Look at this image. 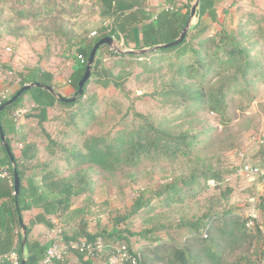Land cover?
I'll use <instances>...</instances> for the list:
<instances>
[{"label":"trees","instance_id":"1","mask_svg":"<svg viewBox=\"0 0 264 264\" xmlns=\"http://www.w3.org/2000/svg\"><path fill=\"white\" fill-rule=\"evenodd\" d=\"M83 1L63 0L60 3L57 0H17L9 10L15 13L18 21L44 18L54 21L60 14L78 21L85 17ZM86 1L94 13L98 10L101 25L107 21L110 24L92 37L87 35L92 27L85 28L83 22L79 23V27L84 28L82 32L76 30L75 26L68 32L65 31L68 26H64L63 30V26L57 29L68 37L67 43L76 55L74 59L77 63L68 78V88L59 89L52 73L40 67H27L19 74L18 87L8 92L7 98L0 104V107L3 106L26 85L40 83L45 86L24 91L12 105L0 112V123L14 157L12 160L0 134V171L6 168L10 174V178L0 177V255L15 252L19 264H40L52 242H41L34 235L35 227L41 224L53 230L56 228V219L68 226L78 220L73 233L64 230L65 244L80 243L95 247L97 242L103 240L105 245L102 252L94 250L92 254L86 249L70 250L60 264H68L67 259L71 254L78 257L79 264H110L111 257L123 246L127 248L130 259L122 264H133L132 258L135 264H262L258 260H263L264 256V221L256 218L252 220L232 209L222 212L210 210V213L197 218L182 219L177 226L185 232L180 240H164L159 236L165 228L161 224H149L138 233L129 228H119L144 210L153 212L155 200L161 199L168 206L185 202L189 195L195 193L199 179L220 182L226 170H194L189 175L176 176L150 196H147V192H141L128 214L116 218L112 229L103 228L97 233L88 230V223L82 217L84 208H74V199L91 190V180L82 170L86 166L115 173L124 168H138L147 161L173 163L181 159L190 160L201 147L206 132H196L182 125L174 126L167 116L157 118L136 112L116 132L90 136L81 146H67L54 138L45 124L51 120L59 121L65 126L61 134L67 138V129L82 134L81 125H89L96 118V100L94 96L88 95V86L93 76L105 81L113 74V69L105 68L103 64V56L109 51L108 45L98 49L83 94L78 95L73 102L65 99H71L78 93L91 54L103 38L112 37L126 46H132L131 51L134 52L113 54L118 59L116 63L129 61L143 64V58L150 57L153 62L144 65L153 70L157 59L167 61L172 55L179 61L175 71L181 82L172 81L170 89L162 90L161 95L168 98L165 101L168 104L172 102L174 110L183 107L187 115L205 106L223 116L229 108L231 95L248 94L253 88L255 77L264 75V37L253 39L256 33H251L249 39L253 41L247 50L238 42L243 32L234 38L223 27L219 40L210 36L211 26L205 19L209 17L213 23L218 22L216 0H200L197 24L189 30L182 43L164 48L161 46L176 42L183 34L191 17L189 5H178L170 0L169 4L153 12L148 0ZM0 2L6 3V0ZM256 46H262L261 56L252 54ZM146 49L150 51L140 55L135 53ZM189 55L195 56L194 60H188ZM0 67L4 73L5 69L10 68L7 64H0ZM212 74L213 79H220L217 85L207 82L208 76ZM182 78L189 82H183ZM46 87L53 88L54 93ZM26 98L30 99L34 107L25 117L37 119L41 131L33 137L29 131L17 133L14 130L12 137L10 129L18 125L15 113L22 108ZM56 108L60 111L51 117V111ZM39 141L46 143L44 150L52 157L49 162H40L42 149ZM18 144L22 145L21 149L17 148ZM60 161L65 163V170ZM15 168L21 180L18 194L15 193ZM69 169L76 170V173L65 175ZM232 193V188L227 187L223 198H229ZM259 200V208L264 213V197ZM33 210H39L40 213L35 217L30 216ZM21 221L27 227L26 234ZM135 236L146 242L136 250L131 242ZM4 264L12 263L6 261Z\"/></svg>","mask_w":264,"mask_h":264},{"label":"rangeland","instance_id":"2","mask_svg":"<svg viewBox=\"0 0 264 264\" xmlns=\"http://www.w3.org/2000/svg\"><path fill=\"white\" fill-rule=\"evenodd\" d=\"M17 0L0 2V64H7L10 68L5 73L0 67V89L12 92L20 83V72L27 67H40L54 75V81L59 89L65 87L70 74L76 66L75 53L67 43L68 37L58 31L64 26L66 32L79 27V23L85 24V28H91L87 35L93 36L110 22L101 25L98 10L94 13L89 7L88 1H83L84 16L78 21L71 20L63 15L56 17L54 21L40 19L33 21H18L13 11ZM45 1V0H44ZM170 0H148L149 8L155 12L158 8L169 4ZM178 5L185 4L191 7V12L197 0H173ZM62 3L63 0H57ZM216 8L219 14L218 22L213 23L209 17L206 22L211 26L210 36L220 39L222 28L225 27L234 37L240 33L238 42L247 50L251 48V42L255 38L264 37V0H216ZM198 22L197 14L192 17L190 29ZM103 26V27H102ZM189 29V30H190ZM256 33L252 41L249 35ZM109 46V51L103 56L105 68L113 69V74L108 80L92 77L88 86V95L96 100V118L89 125L82 124L83 133L71 132L67 129L68 137L61 134L65 126L56 120L45 124L46 129L54 138L65 145L81 146L85 140L93 135L116 132L124 126V123L134 117V113L152 115L163 118L168 117L174 126L182 125L185 128L194 129L196 132H206L202 137L199 150L190 160L181 159L173 163L160 161L157 163L144 162L138 168H124L115 173L102 171L99 168L86 166L83 172L91 180V190L74 199V208H84L82 217L88 223V230L97 233L103 228L112 229L118 216L128 214L134 201L141 192H147V196L156 191L160 186L167 184L176 176L189 175L194 170L199 172L212 169L213 171L226 170L222 181L199 179L195 185L194 194L189 195L185 202L172 206L164 204L161 199L153 201L155 210H144L132 217L126 224H121L120 229L129 228L132 232H141L149 224H161L165 228L159 233L164 240H180L184 231L177 226L182 219H191L213 212H222L232 209L237 214H243L249 218L256 216V220L263 222L264 213L259 208V199L264 197V75L256 76L252 90L248 94L231 95L229 108L221 116L215 114L205 106L195 110L192 115H187L184 108L173 109L172 102L167 103L168 98L161 95L162 90L170 89L172 81H180L175 69L179 61L169 55L167 61L157 59L155 69L145 66L151 64L150 57L143 58V64L124 62L116 63L117 57L113 54H121L132 50V46H126L122 41ZM262 46H256L252 54L261 56ZM259 52V53H258ZM137 55H140L136 51ZM175 55V54H174ZM187 57L194 60L195 56ZM178 57V56H177ZM129 64V65H128ZM153 65V64H152ZM153 68V67H152ZM209 75L207 82L217 85L220 79ZM212 79V80H211ZM183 82H189L182 78ZM181 82V81H180ZM119 85V86H118ZM34 105L26 98L22 108L31 112ZM60 109L51 111V117L56 116ZM25 117L21 118L22 120ZM19 121L20 126L21 121ZM22 126V123H21ZM30 136L35 137L40 133L38 120H30L26 123ZM41 145L40 162H49L52 157L44 150V141ZM17 148L20 149L18 145ZM22 148V147H21ZM65 170V163L59 162ZM251 165L260 168V175L245 174L242 167ZM76 170H68L65 175L75 174ZM229 187L233 193L229 198H223V192ZM211 210V211H210ZM30 216L35 215L31 211ZM56 228L50 230L41 228L34 230V235L44 244L53 243L56 239L63 240V232L68 229L74 231L76 222L71 227L54 219ZM25 224V222H24ZM150 225V226H151ZM99 242H104L100 240ZM134 250L140 248L145 241L140 237L131 238ZM104 244V243H103ZM119 244V243H116ZM264 247V246H263ZM264 264V256L262 257ZM68 264H79L75 254L68 256ZM257 260V259H255ZM261 263V262H260Z\"/></svg>","mask_w":264,"mask_h":264},{"label":"built area","instance_id":"3","mask_svg":"<svg viewBox=\"0 0 264 264\" xmlns=\"http://www.w3.org/2000/svg\"><path fill=\"white\" fill-rule=\"evenodd\" d=\"M93 36H97V33H93ZM7 91L0 89V104L3 100L7 98ZM28 110L25 108H20L15 113V119L17 121L20 120V118L24 117L27 114ZM1 156V154H0ZM242 172L245 174H251V175H260L261 170L258 167L251 166L248 164H245L242 167ZM0 177L2 178H10V174L8 169L1 168L0 171ZM254 218H251L252 220L256 218V216H251ZM105 245L102 242H97L95 247H92V245H85L80 243H71L70 245H67L63 242V240L56 239L52 245L47 250L45 258L41 261L40 264H60L59 262H62L66 259L68 253L70 250H88L89 254H92L94 250H98L99 252H102ZM130 259L128 250L126 247H120L117 249V253L113 255L110 259V264H122L125 260ZM10 262L12 264H19L18 256L15 252L8 253L5 255H0V264H4L5 262ZM133 264L136 263L135 259L132 258Z\"/></svg>","mask_w":264,"mask_h":264},{"label":"water","instance_id":"4","mask_svg":"<svg viewBox=\"0 0 264 264\" xmlns=\"http://www.w3.org/2000/svg\"><path fill=\"white\" fill-rule=\"evenodd\" d=\"M199 1L200 0H197L196 4L194 5V7L192 9V12H191L190 20H189V22L187 24V27L185 28L183 34L179 38V40H177L174 43H171V44H168V45H164V46H161V47H164V48L174 47V46H177V45H179L180 43H182L184 41V39L186 38V36H187V34L189 32V29H190L191 19H192V17H194L197 14V9H198V6H199ZM116 43H117V41L114 38H112V37H106V38H103L96 45V47L94 48V50H93V52L91 54L90 60H89V62L87 64V70H86V73L84 75V78L82 79V81L79 84V91H78V93L73 98H71V99H65L66 101L73 102V101L76 100V98L78 97V95H82L83 94V92H84V86H85L86 82L89 80V78L91 76L92 66L94 64L95 57H96V53H97L98 49L102 45L113 46ZM149 51H150L149 49H146V50H143V51L139 52V54H144V53L149 52ZM129 52H134V51H129ZM34 87L45 88V86L43 84H40V83H37V84H29V85L24 86L23 88H21L17 92L16 95H14L10 100H8L3 106L0 107V112L5 107L12 105L23 94L24 91L30 90V89H32ZM46 88L50 92L54 93V89L53 88H51V87H46ZM61 99H63V98H61ZM0 134H1V141H2V143L4 144V146L6 147L7 151L9 152L12 160H14V157L11 155L10 147H9V144L7 143V139H6V136H5L4 132H3L1 123H0ZM14 173H15V193L18 194L19 193V190H20L21 180L19 178V175H18V172H17V169L16 168L14 169ZM21 225H22V228H23L24 233L26 234L27 227L25 226V224L23 223V221H21ZM22 264H24V263H22Z\"/></svg>","mask_w":264,"mask_h":264},{"label":"crops","instance_id":"5","mask_svg":"<svg viewBox=\"0 0 264 264\" xmlns=\"http://www.w3.org/2000/svg\"><path fill=\"white\" fill-rule=\"evenodd\" d=\"M65 87H63L62 88V90H66L67 88H68V84L67 83H65ZM64 93H66V92H64ZM25 117V116H24ZM23 118V117H22ZM20 120H22L21 118H20ZM19 120V121H20ZM30 120H37V119H35V118H28V117H25L22 121H21V123H22V126H21V123H20V126L17 128V127H15V129H10V134H11V136L13 137L14 136V130H16L17 131V133H23V132H26L27 133V131L29 130L27 127H26V123H28ZM19 121H18V125H19ZM19 146H20V149H21V147H22V145L21 144H18ZM17 145V146H18ZM19 149V148H18ZM33 211H35V215L33 216V217H35V216H37L39 213H40V211L39 210H33ZM43 227H45L44 225H41V224H38V225H36V227H35V230H38V229H41V228H43ZM46 228V227H45Z\"/></svg>","mask_w":264,"mask_h":264}]
</instances>
